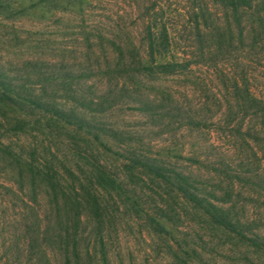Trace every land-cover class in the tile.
<instances>
[{
	"label": "rangeland",
	"instance_id": "rangeland-1",
	"mask_svg": "<svg viewBox=\"0 0 264 264\" xmlns=\"http://www.w3.org/2000/svg\"><path fill=\"white\" fill-rule=\"evenodd\" d=\"M82 1L83 12L74 6L52 12L29 9L20 17L0 12V71L15 82L34 85L37 92L43 85L37 84L39 74L57 76L54 82L44 83L45 92L66 107H74L81 93L90 98L113 90L119 53L114 43L124 47L129 41L118 16L135 31L132 41L138 44L134 17L142 0ZM181 1L148 0L146 4L163 6L172 16ZM14 5L29 7L30 1L17 0ZM247 59L244 69L249 84L264 97V58L255 60L249 55ZM237 66L236 75H240ZM220 68L226 67L206 68L204 64L187 77L143 81V93L151 98L160 96L164 88L174 94L173 105L203 115L201 127L152 119L137 110L138 103L128 95L118 96V104L98 118L118 128L137 151L166 156L184 170L212 176L215 172L207 166L209 162L244 159L247 165L233 167L230 173L256 181L257 174L264 177V142L250 138L252 149L242 144L230 131L236 117L229 127L224 126V113L234 98L228 91L232 75ZM19 121L21 128L16 127ZM246 125H254V120L246 118ZM0 143L13 150L12 157L0 145V264H65L60 236L65 230L58 218L75 219L77 212L80 250L84 256L89 247L93 255L88 264H102L99 253L95 257L100 240L107 264H264V246L247 238L264 240V189L251 182L221 174L222 183L215 187L218 197L226 200L221 202L224 207L247 227V237L240 238L213 225L175 191L141 170L125 171L117 154L71 127L37 125L33 116L6 113L0 107ZM108 143L116 152L123 147L117 139ZM76 146L95 155L124 182L129 200L124 202L95 185ZM188 157L202 159L205 165L198 167ZM28 162L42 172L31 173L25 165ZM227 190L229 196L223 194ZM93 196L98 199V214L90 204ZM150 217L167 232H158Z\"/></svg>",
	"mask_w": 264,
	"mask_h": 264
},
{
	"label": "trees",
	"instance_id": "trees-1",
	"mask_svg": "<svg viewBox=\"0 0 264 264\" xmlns=\"http://www.w3.org/2000/svg\"><path fill=\"white\" fill-rule=\"evenodd\" d=\"M29 1V7H21L14 5L17 0H0V12L6 17H20L27 14L29 9L32 13L35 10L52 12L74 6L78 11H84L82 0ZM147 1L142 0L143 5L136 7L138 12L134 17V25L139 37L138 44L132 41L134 37L132 32L135 31L129 29L124 17L118 16L119 21L122 22V30L125 31L129 41L124 47L114 43L119 53L114 62L117 71L113 76L115 80L113 90L90 98L81 93L75 99L74 107H66L45 92L44 83L47 85L51 81L54 82L57 76L47 77L39 74L37 84L43 85L41 92H37L34 85H28L24 81L15 82L5 72L0 71V107L6 113L15 112L33 116L37 125L50 127L53 124H60L71 127L76 134L83 133L89 136L98 146L117 154L118 158L124 161L125 171L134 173L135 170H141L145 175L175 191L184 201L207 217L213 225L233 232L240 238H246L244 230L247 227L244 222L224 207L221 202L226 200L218 197L215 187L222 183L220 179L222 174L230 179L251 182L264 189V177L258 174L255 176L256 181H252V177L248 175L230 173L234 171L233 167L247 165V161L244 159L238 161L234 158L228 161L220 159L207 164L210 170L215 172L214 175L196 174L193 170L187 171L176 166L166 159V156L137 151L118 128L106 126L98 116L116 106L118 96L128 95L134 97L138 103L135 108L152 119L163 121L167 119V123L179 121L190 128L201 127L205 122L203 115L173 105L174 94L163 90L164 88L159 90L160 96L151 98L147 92L143 93L145 85L143 81L187 77L193 73L195 67L205 64L206 68H217L219 64H223L226 68H220V72L224 71L223 74L232 75L228 91L230 90L229 93L234 98V104H230L227 112L224 113V126L229 127L236 117L238 120L230 131H234L233 135L240 137L242 144L252 149L250 138L264 142V97L252 90L248 81V72L246 73L244 69L249 55H253L255 60L264 58V0H211V4L207 0H182V5L174 9L172 16L167 12L168 9L163 6L156 8L146 4ZM236 66L242 70L240 75H236L238 73ZM246 118L247 121L254 120V125H246ZM16 127H23V123L19 121ZM110 139H117L122 144L123 147L119 152L113 151L110 147L108 143ZM0 145L4 147L5 153L13 157L11 146L3 143ZM76 148L97 187L114 194L124 202L129 200L124 182L114 172L95 155L79 150L78 146ZM261 148L264 147L261 145ZM180 156L184 158L183 155ZM187 160L197 164L198 167L205 165L204 160L197 157H188ZM25 165L33 174L39 170L32 162ZM40 172L42 171L39 170ZM51 185L54 187L53 184ZM223 194L229 196L231 193L229 194L227 190ZM91 200L92 209L98 214V199L93 196ZM77 204L74 208H77L80 202ZM58 220L62 225L64 224L63 230H65L60 233L65 264L93 262L91 249L86 248L83 256L79 247V213L77 212L75 219L65 217L63 220L61 218ZM150 220L156 225L158 232H167L161 222L151 217ZM247 238L258 247L264 246L263 239ZM99 243L100 248L98 251L95 250V257H97L96 253H99L102 264H107L104 245L101 240Z\"/></svg>",
	"mask_w": 264,
	"mask_h": 264
}]
</instances>
